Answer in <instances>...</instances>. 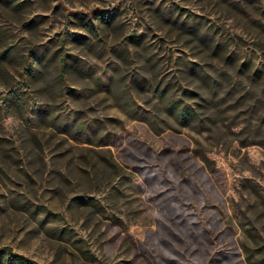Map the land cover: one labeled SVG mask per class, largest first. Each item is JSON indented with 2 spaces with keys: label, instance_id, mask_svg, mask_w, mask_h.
<instances>
[{
  "label": "rangeland",
  "instance_id": "374dc122",
  "mask_svg": "<svg viewBox=\"0 0 264 264\" xmlns=\"http://www.w3.org/2000/svg\"><path fill=\"white\" fill-rule=\"evenodd\" d=\"M251 233L264 0H0V264H248Z\"/></svg>",
  "mask_w": 264,
  "mask_h": 264
},
{
  "label": "trees",
  "instance_id": "16d2710c",
  "mask_svg": "<svg viewBox=\"0 0 264 264\" xmlns=\"http://www.w3.org/2000/svg\"><path fill=\"white\" fill-rule=\"evenodd\" d=\"M26 69L29 71V73H32L33 65L27 66ZM195 109L190 108V110L186 107H183L178 111V115L180 117H185L193 113ZM248 239L252 244V239L253 242L255 241L254 245H248L244 244V248L247 251V259H248V264H264V243L256 239V236L254 234H248ZM256 239V240H255ZM257 245V246H256ZM13 261L18 264H24L23 256H17L12 257Z\"/></svg>",
  "mask_w": 264,
  "mask_h": 264
}]
</instances>
